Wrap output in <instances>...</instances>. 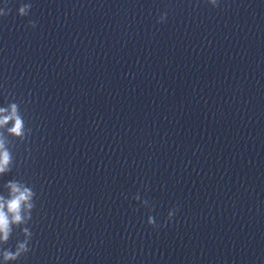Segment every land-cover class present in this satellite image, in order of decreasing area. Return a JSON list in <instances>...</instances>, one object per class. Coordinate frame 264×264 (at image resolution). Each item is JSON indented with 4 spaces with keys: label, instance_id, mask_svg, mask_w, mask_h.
I'll return each instance as SVG.
<instances>
[{
    "label": "clouds",
    "instance_id": "clouds-1",
    "mask_svg": "<svg viewBox=\"0 0 264 264\" xmlns=\"http://www.w3.org/2000/svg\"><path fill=\"white\" fill-rule=\"evenodd\" d=\"M212 3L215 4L216 0H212ZM30 7V4L20 7L19 14L21 16L26 15L27 9ZM3 14L0 13V15ZM30 23L34 26V22ZM5 111V109L0 108V127L6 125L9 121H13V126L8 129L9 133L22 137L24 123L17 114V106L12 104L11 113L8 115H4ZM11 159L10 153L5 148L4 141L0 140V174L10 170ZM6 187L9 189L8 198L0 196V242L8 241L12 232V225H20L30 219V211L34 206L31 203L34 193L30 188L25 187L17 181H9ZM172 215L173 213L170 212L169 216L171 217ZM149 223H153L151 218H149ZM23 231L25 236L31 235L27 228L23 229ZM27 251V241H24L17 245L14 252L11 250L3 251V260L5 262L16 260L22 253Z\"/></svg>",
    "mask_w": 264,
    "mask_h": 264
}]
</instances>
